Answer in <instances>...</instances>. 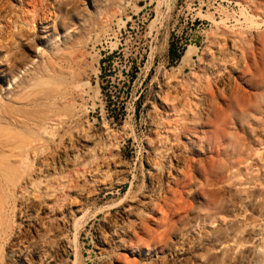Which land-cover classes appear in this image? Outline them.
Here are the masks:
<instances>
[{"label": "rangeland", "instance_id": "1", "mask_svg": "<svg viewBox=\"0 0 264 264\" xmlns=\"http://www.w3.org/2000/svg\"><path fill=\"white\" fill-rule=\"evenodd\" d=\"M50 1L76 31L54 53L36 40ZM67 1L0 0V66L33 67L13 101L67 91L94 138L86 156L109 170L87 183L53 264H264V0ZM169 43L183 47L180 58L170 57ZM202 98L211 104L199 120ZM164 151L185 164L156 194L148 180ZM146 196L135 220H116L120 205ZM109 222L132 236L102 246L98 233Z\"/></svg>", "mask_w": 264, "mask_h": 264}, {"label": "bare ground", "instance_id": "2", "mask_svg": "<svg viewBox=\"0 0 264 264\" xmlns=\"http://www.w3.org/2000/svg\"><path fill=\"white\" fill-rule=\"evenodd\" d=\"M100 1L86 0L92 7L99 5ZM68 5L69 1L64 3L65 8ZM49 11L51 14L41 23L36 40L48 53H54L65 47L76 31L71 29L73 24L64 21L68 12L66 9L62 12L60 2L50 1ZM43 18L44 16L42 20ZM188 50L189 48L184 59ZM32 54V58L40 55L37 50H33ZM28 63L32 64V61ZM26 65L27 63L22 67L14 64L0 66V122L9 126L6 129L0 128V264H53L55 251L61 245L68 244L65 238L67 228L73 224L75 216L83 211L87 201V183L93 182L95 177L104 175L109 170H104L98 164L97 157L86 156L94 138L85 131L77 112L70 110L72 104L67 91L56 89L44 97L33 95L24 97L25 101L21 103L13 101L12 97L25 89L26 79L32 74L33 67L28 68ZM216 66L221 68L220 64L215 65V68L210 65L207 68L213 73L217 71ZM74 74L75 72H70L66 77ZM229 75L222 79L223 88L227 91L231 89ZM5 84L7 87H4ZM209 96L213 98L212 95ZM41 98L45 101H41ZM48 100L51 101L47 102ZM210 104V98L199 100L197 119H206ZM42 105L48 107L44 108ZM170 106L175 110L176 103L173 102ZM188 140L189 145L194 147L191 138ZM150 152L153 154V149ZM179 157H175L170 151L162 153L159 166L154 165L151 176H147L150 192H163L165 176L171 170L178 173L184 167L183 156ZM145 199L151 198L146 196L136 203L126 201V204L120 205L115 219L121 224H125L124 220H135L142 210L147 209L148 200ZM105 226L106 232L98 233V241L102 246L109 243L111 236L122 245L123 236L130 237L133 234L128 230L119 233L110 222L105 223Z\"/></svg>", "mask_w": 264, "mask_h": 264}, {"label": "trees", "instance_id": "3", "mask_svg": "<svg viewBox=\"0 0 264 264\" xmlns=\"http://www.w3.org/2000/svg\"><path fill=\"white\" fill-rule=\"evenodd\" d=\"M182 50H183V47H181L180 49H176V48H174L173 47V45H172V43H169L168 44V47H167V52H168V54L170 55V57H172V58H174V59H176V58H178L179 56H181L180 54H181V52H182ZM108 56H110V54H108L107 56H102V57H100L99 58V69H100V72H99V77H102L103 76V74H102V70H103V61H104V59H106ZM180 58V57H179ZM132 75H133V72L131 71L130 72V76L132 77ZM99 87H100V89H101V91H103V86L101 85V84H99ZM107 102H108V100H107ZM106 106H108V103H106Z\"/></svg>", "mask_w": 264, "mask_h": 264}]
</instances>
